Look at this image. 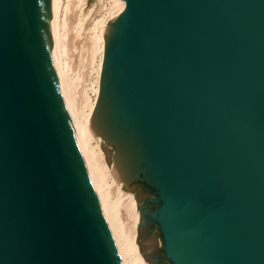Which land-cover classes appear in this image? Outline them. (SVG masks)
I'll list each match as a JSON object with an SVG mask.
<instances>
[{"label": "water", "instance_id": "1", "mask_svg": "<svg viewBox=\"0 0 264 264\" xmlns=\"http://www.w3.org/2000/svg\"><path fill=\"white\" fill-rule=\"evenodd\" d=\"M55 0H0V264H121L71 116ZM94 114L163 263L264 264V0H128ZM158 213V214H157Z\"/></svg>", "mask_w": 264, "mask_h": 264}, {"label": "bare ground", "instance_id": "2", "mask_svg": "<svg viewBox=\"0 0 264 264\" xmlns=\"http://www.w3.org/2000/svg\"><path fill=\"white\" fill-rule=\"evenodd\" d=\"M107 15L93 20L95 10L85 11L87 0H55L54 39L73 124L104 214L117 256L123 264H149L136 240L137 200L124 192L114 154L113 167L106 161L102 141L112 143L95 131L94 114L105 68L108 43L116 17L126 13L128 0H112ZM99 61L96 63V57ZM92 71L94 82L89 83ZM90 84L95 98L90 95ZM129 210L132 224L126 228L120 207ZM121 263V264H122Z\"/></svg>", "mask_w": 264, "mask_h": 264}, {"label": "rangeland", "instance_id": "3", "mask_svg": "<svg viewBox=\"0 0 264 264\" xmlns=\"http://www.w3.org/2000/svg\"><path fill=\"white\" fill-rule=\"evenodd\" d=\"M112 3H113L112 0H87L85 11L87 13V12H91V10L94 9L95 12H94V15L92 16L93 17L92 19L95 20L96 17L97 18H102V17H104V16L107 15V10L111 6ZM99 58H100L99 56L96 57V63H98ZM95 77H96V73L94 71H92L91 76H90V78H91L90 80L91 81L89 82L90 84H91V82H94ZM90 84H88L87 87L89 89L90 95L93 98H95L94 91H93L92 86ZM102 147H103V150H104V152L106 154V161H107V163L109 164V166L113 167V164H114V154H115V151L113 149V146H111L110 144H107L106 142L102 141ZM122 188H123V191L124 192H126V193L127 192L132 193L133 195H135L134 197L136 198V194L133 191H131V190H125L124 187H123V185H122ZM120 214H121V218H122L124 224H126L125 225L126 228L127 227L129 228L131 226V224H132V218L129 215V210H128L127 206H126V203H123L121 205V207H120ZM107 225H108V221H107ZM108 227H109V225H108ZM109 230H110V228H109ZM110 234H111V231H110ZM136 240H137V243H138L139 248H140L139 225H137V236H136ZM140 252L142 253L141 250H140ZM142 255H143V253H142ZM121 263H122V261H121Z\"/></svg>", "mask_w": 264, "mask_h": 264}, {"label": "flooded vegetation", "instance_id": "4", "mask_svg": "<svg viewBox=\"0 0 264 264\" xmlns=\"http://www.w3.org/2000/svg\"><path fill=\"white\" fill-rule=\"evenodd\" d=\"M113 149H114V151H115V148L113 147ZM135 186H137L138 187V189L139 188H141V189H143L145 192H146V196H147V199L149 200V201H152V202H157L158 204H160V206H159V208L157 209V211L156 212H158V210L160 209V207H161V205H162V202L161 201H159V200H157L158 198H159V196H160V192L157 190V188L155 187V190H150L147 186H146V184H145V182H141V181H135L134 183H133ZM138 189H134V192L136 193V192H138ZM158 214V213H157ZM153 219H154V227H153V230H152V232H154V231H156V230H160L161 231V234H162V238H163V240H164V247H163V263L164 264H175L174 263V261H173V259L168 255V252H167V248H166V244H165V238H164V233H163V230H162V228H161V223H160V221L157 219V217H155L154 215H153Z\"/></svg>", "mask_w": 264, "mask_h": 264}]
</instances>
